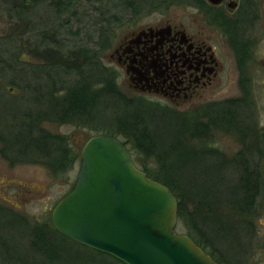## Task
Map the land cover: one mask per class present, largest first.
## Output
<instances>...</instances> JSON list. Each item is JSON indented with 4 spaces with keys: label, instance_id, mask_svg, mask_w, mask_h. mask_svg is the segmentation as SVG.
Wrapping results in <instances>:
<instances>
[{
    "label": "rangeland",
    "instance_id": "1",
    "mask_svg": "<svg viewBox=\"0 0 264 264\" xmlns=\"http://www.w3.org/2000/svg\"><path fill=\"white\" fill-rule=\"evenodd\" d=\"M121 2V7H123L125 0L120 1L118 4H121ZM97 5L98 3H90L88 0H79L73 7L60 15L53 5L48 1H44L33 5L26 13L19 14L17 9L13 8L11 4L0 0V100H2L0 101V118H7L14 112L15 104L25 105L26 109L33 106L29 101L32 96L29 90L36 83L39 85V81H44L41 78L40 80L36 78V80L32 75L34 67L47 64L60 55L41 53L44 44L43 47L40 46V50L37 48L41 41L45 40V42H48L46 45H55L59 49V52L66 58L68 57L69 62L72 63L75 62L73 60H77V57L72 55V52L77 47L86 44L89 46L94 45L89 39L90 35H94L95 40L98 39L96 34L97 25L93 24V19L99 17V13L95 9ZM117 7L122 9L119 5ZM120 9L118 11H121ZM142 9V12H144L142 16L143 21H149L159 13H151L145 7H142ZM113 11L116 12L115 9ZM195 12V8L186 7L185 4H174L168 9V13H173L177 16ZM125 23L114 26V34L117 38L130 29V25H125ZM13 56L16 58V61L14 58V62H12ZM2 58L9 59L11 63L10 67L5 70ZM104 61L106 64H110L105 57ZM20 69H23L22 74L26 73V79L18 76ZM78 78L79 75L76 72H71L68 76H63L62 79L63 83L69 82L72 84ZM11 80H14V85L9 83ZM119 86L121 88L120 84ZM121 89L120 91L127 97H139L132 96L133 94L128 93L125 87ZM232 89L234 87L227 88L225 92L219 93L218 98L239 95L237 94L238 92L235 93ZM255 94L257 96L255 98L256 106H252L247 111V115L253 116L257 126L256 128H252L250 119L247 117V140H245L244 148H247L248 152L247 155L241 156L252 163V167L250 168L253 169L252 174H254L255 179L253 181L255 186L253 185V187L255 190L252 195L251 204L239 207L232 202L235 199L233 189L240 187L241 181L239 178L243 172L239 171V167L234 165V163L224 167V164L232 163V160L236 159V150L243 148L239 136L236 133L234 134L239 124H236L230 130L226 129L228 127L221 126L219 132L215 133L211 131L205 137L192 136L191 134L189 137L188 135H183L182 137V140L190 148L193 146L197 149V147L200 148V145L203 144L204 149L214 146L222 154L224 153V163L214 162L215 169H213L212 176H210L212 177V184L221 183L220 186L218 184L216 186H218V191H220L218 195L223 198L220 199L221 205L214 207L213 213L222 217V220L229 224L226 223L223 229L217 223L213 226L211 225L210 231L218 234L216 235V237L218 236L216 245L219 244L220 246L217 249L210 246L207 247L209 250H213L218 257L222 258L225 264L234 263L230 261L228 254L223 249L231 252V254H238L240 246L238 244L239 238L242 245L247 243L250 247H247L248 252L247 259L244 258L245 262L241 260L237 264H264V90L255 91ZM17 97H21V99ZM23 100H25L26 104H23ZM5 102H7V105ZM8 102L14 103L13 109L8 106ZM139 103L144 108L148 102L144 101L143 103L141 99ZM135 110L138 115H142L147 120L156 116L160 122L157 128L158 133H162L163 135L168 134L165 133V130L169 129L168 126H172L173 128V123L166 122L167 113L163 109L143 111L138 108ZM88 111L92 114L93 122L97 125L43 121L41 126L51 133L67 135L69 144L80 151L92 135L101 133L103 127H115L113 120L115 121L117 118L125 116L124 114L129 111L131 113L134 112V109L112 98L107 101L104 100L102 103L90 105ZM240 119H244L242 115ZM98 125L103 127H99ZM241 125L246 124L242 122ZM185 137H188L189 140H186ZM119 138L122 141H126L128 144L126 146L130 148L134 147L133 143L135 145L138 144L137 140L134 142L132 138L131 140H126L124 136H120ZM170 138L171 134H169ZM3 148L4 144L0 140V205L7 211L19 215L20 218L30 222L32 225H43L44 223L51 225L53 210L75 184L81 162L78 160L69 171L55 173L49 166L44 164L13 162L4 156L2 153ZM139 160L143 167L147 165L148 168L156 170V172L161 169L153 153L142 152V157ZM201 164L199 162L196 163L198 167H201ZM216 164H219L218 166L220 167L216 168ZM247 165L248 170L250 164L247 163ZM183 178L187 183L189 179L193 181L195 179L198 182L196 185H201L202 174L200 169L196 168ZM184 201L187 212L193 214L199 210L197 204L189 200L188 196H184ZM207 210L204 209L202 211L205 213ZM7 219L0 218V264H21L15 257H22V259L28 261L30 264H50L44 256L34 255L36 252L31 247L33 236L30 234V231L25 226L11 225ZM177 230L181 233H187L188 229L184 227L181 221H178ZM52 236L59 238L58 234H53ZM197 237L201 239L198 235ZM71 246L73 250L77 248L74 244ZM84 251L87 256H97L96 252L87 249H84ZM243 254L245 255L246 253L242 252V256Z\"/></svg>",
    "mask_w": 264,
    "mask_h": 264
},
{
    "label": "trees",
    "instance_id": "2",
    "mask_svg": "<svg viewBox=\"0 0 264 264\" xmlns=\"http://www.w3.org/2000/svg\"><path fill=\"white\" fill-rule=\"evenodd\" d=\"M2 1L11 4L13 8L17 9L19 14L26 13L30 7L39 2L48 1L61 15L79 0ZM88 1L90 3H98L95 9L99 13V17L93 19V24L97 25L96 34L98 39L95 40V36L90 35L89 40L93 42V46L86 44L77 47L72 52V55L77 57V60H73L75 61L73 63L69 62V58L63 56L55 45H46L48 42H45V40L41 41L37 47L39 49L44 44L41 53L60 55L47 64L34 67L32 75L35 79L40 80L41 78L44 81H39V85L36 83L37 85L35 84L29 90L32 95L29 101L33 104V108L26 109L25 105L15 104L14 112L7 118H0V140L4 144L2 153L13 162L44 164L49 166L55 173L69 171L78 160L81 162V151L69 144L67 135L51 133L44 129L41 123L43 121H57L59 123L75 122L83 125H97L93 122L92 114L88 111L89 106L102 103L104 100L117 99V102L133 108L134 112L131 113L129 111L124 114L125 116L119 117L115 121L113 120L115 125L113 128L98 125L103 127L102 134L117 137L124 136L126 140L134 139V142L137 140V145L133 143V148L128 147L135 163L146 171L150 177L170 187L178 199V221H181L184 227L188 229L187 233L198 245L215 256L216 253L207 247L215 248L214 246L217 244L218 239V236L216 237L218 234L210 231L211 225L213 226L217 223L223 229L226 223L229 224L224 222L222 217L213 213L214 207L221 205L220 199L223 198L218 195L220 191H218L217 184H212L211 174L213 169H215L214 162H216V157H219V159L222 157L215 155V153L213 154L212 151L197 152L195 147H188V144L182 140L183 133L186 131V133L195 136L197 132L196 124L191 123L189 120L186 124V122L181 121V114L165 107L146 102L149 105L145 104L146 107L143 108L139 103L142 98H129L124 95L118 89L113 73L109 68L104 70L100 58L101 52L104 51L106 46L108 47L112 40L114 26L121 24L127 13L142 12V7H145L147 11L164 10L174 4H185L196 0H125L123 7H121L122 2L118 4L123 0ZM118 5L122 9L117 7ZM114 9L116 12L113 11ZM119 9L121 11H118ZM12 58L13 61H11L14 62L15 56ZM2 60L5 65L3 67L4 70L9 68L11 65L9 59L2 58ZM22 70H19L18 76L26 79V73L22 74ZM71 72H76L79 75L77 81L72 84L69 82L63 83V76H68ZM9 83L15 84L14 80ZM17 98L21 99V97ZM142 101L144 103L145 100L142 99ZM5 103L7 105V102ZM8 103V106L13 109L14 103ZM23 104H26L25 100H23ZM138 108L143 111L163 109L167 113L166 122L173 123V128L168 126L170 130H165V133L168 134L158 133L157 128L160 123L158 118L155 116L147 120V118L137 114L135 109ZM169 134H171V140L169 139ZM186 140H189V138ZM123 142L128 146L126 141ZM142 152L153 153L161 169L156 172V170L148 168L147 165L143 167L139 160L142 157ZM198 162L202 163L201 167L196 165ZM247 163L252 165L251 161H247ZM196 168H199L202 174L201 185H196L198 182L195 179L194 181L189 179L188 183L185 182L183 177L188 176V173ZM252 173L253 169L248 167L247 175L243 172L239 178L241 181L240 187L233 189L235 199L232 202L239 207L251 204L255 190L253 187L255 179ZM184 196H188L189 200L195 202L199 210L193 214L187 212ZM204 209H208L207 212L204 213L202 211ZM0 218H8L7 220L10 221L11 225L25 226L33 236L31 247L36 252L34 255L44 256L50 264H125L112 255L83 245L60 233L54 227L53 222L51 225L48 223L32 225L30 222L20 218L19 215L7 211L1 205ZM53 234H58L59 238L52 236ZM72 244L76 245L77 248L73 250ZM238 244L242 245L240 238ZM84 249L96 252L97 256H87ZM225 252L228 256L230 255L229 259L231 262L234 264L240 262V259L234 256L236 253ZM12 258L14 259V257ZM15 258L21 264H30L22 257Z\"/></svg>",
    "mask_w": 264,
    "mask_h": 264
},
{
    "label": "flooded vegetation",
    "instance_id": "3",
    "mask_svg": "<svg viewBox=\"0 0 264 264\" xmlns=\"http://www.w3.org/2000/svg\"><path fill=\"white\" fill-rule=\"evenodd\" d=\"M185 6L196 12L177 16L168 13L170 6L152 10L159 13L149 21L142 20L144 12L127 13L122 23L130 29L118 38L112 36L101 52L102 65L113 73L119 90L125 87L132 96L181 114L186 124L195 123L196 136L205 137L211 131L219 132L221 126L230 130L239 124L234 134L243 148L237 149L236 159L224 167L234 163L247 175V159L241 157L248 152L244 148L247 117L252 128L257 126L247 111L256 106L255 91L264 90V0H222L218 4L196 0ZM231 87L239 95L218 98ZM241 121L246 125L240 126ZM183 135L189 137L190 133ZM196 151H212L222 157H216V163H224V153L214 146L204 149L201 144ZM247 247V243L240 245L234 256L245 262ZM203 249L218 264H225ZM242 252L246 254L242 256Z\"/></svg>",
    "mask_w": 264,
    "mask_h": 264
},
{
    "label": "water",
    "instance_id": "4",
    "mask_svg": "<svg viewBox=\"0 0 264 264\" xmlns=\"http://www.w3.org/2000/svg\"><path fill=\"white\" fill-rule=\"evenodd\" d=\"M81 158L73 189L52 213L60 233L125 264H218L177 230L176 195L137 166L119 137H91Z\"/></svg>",
    "mask_w": 264,
    "mask_h": 264
}]
</instances>
